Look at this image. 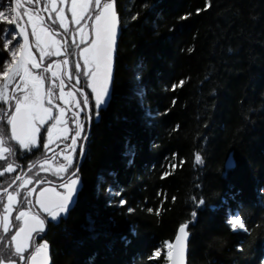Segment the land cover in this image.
Wrapping results in <instances>:
<instances>
[{"label":"trees","instance_id":"obj_1","mask_svg":"<svg viewBox=\"0 0 264 264\" xmlns=\"http://www.w3.org/2000/svg\"><path fill=\"white\" fill-rule=\"evenodd\" d=\"M206 3L117 0L113 95L93 126L79 203L51 232L53 264L96 253L92 264H164L165 252L149 257L193 212L188 264L264 261V0ZM230 157L235 167L225 172ZM229 212L247 233L230 229Z\"/></svg>","mask_w":264,"mask_h":264},{"label":"snow or ice","instance_id":"obj_2","mask_svg":"<svg viewBox=\"0 0 264 264\" xmlns=\"http://www.w3.org/2000/svg\"><path fill=\"white\" fill-rule=\"evenodd\" d=\"M9 2L10 0H0V6L5 9L0 10V23L4 24L0 29V41H3L0 51L7 57L0 63V121H5L6 125L10 126V134L0 126V161L6 162L0 166V177L5 173L16 172L20 167L12 160L16 155V148L20 150L21 155L43 148L46 152H53L52 157L30 164L28 172L39 166L40 172H51L61 182L58 185L60 190L56 187H40L39 190L36 187L29 188L34 178L39 176V172L35 173V177L25 173L23 177L15 176L8 187L0 188V264H50V245L41 234L46 232V221L53 223L62 221L74 210V205L78 202L82 184L78 176L79 167H74V157L71 153L75 152L78 138L87 140V136L83 135L84 124L79 119V113L87 111L90 120L94 109L96 118H99L100 112L112 99L113 63L118 51L117 40L121 30V18L116 7L117 0H45L42 11L47 13V22L39 8L41 0H26L28 5H36V7L25 8L23 14L19 11L23 7L22 0H14V8L7 7ZM69 4L71 21L65 14L64 7ZM210 6L211 0H207L206 7ZM199 11L198 9L197 12ZM6 12L14 15L9 18ZM53 14H55L54 18ZM189 15L191 14H186L180 19L185 20ZM137 18L138 14L132 17L133 20ZM70 23L74 27L70 28ZM9 25L13 27H8ZM69 38L74 49L72 55L79 57L74 63V76L70 71L64 72L63 75L61 73L62 66L66 68L69 65ZM33 48L37 51L34 52ZM46 57L50 62L45 66ZM53 57H63V59L53 60L51 59ZM46 73L50 74L47 89L44 75ZM63 76L69 81H75L68 92H65ZM82 77L85 86L91 88L94 101L87 110L82 108L81 104H90L89 94L84 93L83 88L77 87ZM184 82L181 80L178 84H173L172 90L182 87ZM10 85L11 91H9ZM54 89L58 90V95L54 93ZM77 92L83 95L82 101L76 98ZM137 95L141 98L143 95V90L139 86H137ZM56 100L79 109L71 116L72 123L75 124L71 142L59 152H55L52 146L59 147L57 141L63 142L69 139L67 136L69 129L68 119L65 118L66 108L61 107L55 102ZM53 109H56L55 114ZM146 116L148 119L152 118L150 112H146ZM42 133L43 139H41ZM10 142H15V148L10 146ZM68 150L71 151L65 154ZM128 154L130 157L135 154L132 145L128 146ZM57 156H63L64 161L59 163L58 167L51 163ZM194 163L196 165L204 163L199 153L194 155ZM175 167L176 165H172L173 169ZM233 167L235 162L230 157L226 162L225 172ZM70 168L72 171L69 173ZM16 181L21 183L15 191H9ZM36 184H51V181L37 179ZM21 192H23L22 197ZM108 192L112 196L120 195L111 188ZM259 192L264 195V188L259 189ZM34 193L35 200H33ZM193 200L197 207L205 203L203 198L198 201L195 198ZM126 203L127 201L120 200L121 206ZM133 211L132 208L128 209L129 213ZM148 211L153 210L148 209ZM13 212L16 213L15 216ZM156 214L159 215V211ZM195 217L196 213L193 212V219L180 225L175 240L163 243L162 248L166 251L168 264H187L188 242L192 235L189 224L195 220ZM226 222L234 232L249 231L244 218L238 212L235 214L229 212ZM89 226L94 228V222L90 220ZM37 237L40 239L39 243L36 242ZM125 243L130 241L125 238ZM239 250L242 251V248ZM161 253L162 249L157 248L149 260L159 258ZM261 264H264V261Z\"/></svg>","mask_w":264,"mask_h":264},{"label":"flooded vegetation","instance_id":"obj_3","mask_svg":"<svg viewBox=\"0 0 264 264\" xmlns=\"http://www.w3.org/2000/svg\"><path fill=\"white\" fill-rule=\"evenodd\" d=\"M9 3L11 4V8H14V5H15L14 0H10ZM44 3H45V0H41V2L39 4V8L41 9V14L45 15V19H46V22H47V19H48L47 13L42 11L43 8H44ZM22 4H23V7H21L19 9L21 14L24 13L25 8L32 7L33 9H35V7H36V5H28L26 3V0H22ZM59 6L60 5H58V7ZM64 7H65V14L67 15L69 21H71V13L69 12L70 4L69 5H65ZM12 15H14V13H11V16ZM54 17H55V14H53V18ZM26 19H27V17H25V20ZM90 23L91 22L89 21V24ZM0 27L1 28L4 27V24L0 23ZM8 27H13V26L9 25ZM50 27L55 28L56 26H50ZM72 27H74V26L71 25V23H70V28H72ZM29 32H30V29H29ZM31 39L32 38H31V34H30V40ZM2 43H3V41H0L1 48H2ZM68 43H69V46H68L69 65L66 68L62 66L61 73L63 75L64 72L70 71L72 73V75L74 76L75 75L74 63H75V61L77 59H79V57L75 56V55H72L74 49L71 47V39L70 38H69V42ZM33 51L36 52L37 50L35 48H33ZM75 51L78 52V50H75ZM37 59H39V56H37ZM51 59H53V60H57V59L58 60H62L63 57H53ZM49 62H50V59L46 57L45 60H44V65L46 66L47 63H49ZM81 64H82V61H81ZM44 75H45V88L47 89V87L49 86L48 77H49L50 74L46 73ZM63 78L65 79V85H66L65 86V92H68L70 90V88H71V84L75 83V81L74 80L73 81H69L66 76H63ZM77 87L83 88L84 89V93L89 94L90 104L89 105L81 104V107L85 108L87 110L94 103L92 95H91V88H88V87L85 86V82H84L83 77L81 78L80 85H78ZM71 90L75 91V89H71ZM9 91H11V85L9 86ZM53 91H54V93L56 95H58V90L57 89H54ZM76 98L82 101L83 100V95L81 93L77 92ZM69 99H71V98H69ZM55 102L59 103L61 107H65L66 108L65 118L68 119L67 127L69 129V131L67 133V136L69 137V139L63 140V142L57 141L56 144H58L59 147H55V145L52 146L55 149V152H59L60 149L65 148V146L67 144H70V142H71V137L74 135V130H75V124L72 123L71 116H72V113L74 111H79V109H76L75 107H73L71 105H65L64 102L60 101V100H56ZM108 106L105 107L104 110H107ZM53 112L55 114L56 113V109H53ZM88 116H89V113L87 111H80L79 119L84 124V133H83V135L87 136V140H83L82 138H78V143L75 146V152L71 153L73 155V157H74V167L75 166L79 167L78 176L80 177L81 184L83 182L82 181V174H81V165H82V163H83V161H84V159L86 157L88 146L90 144V138L92 136L94 123H98L101 120L102 112H100L99 118H96L95 110L93 109V111L91 113L92 118L90 120H89ZM0 126H3L5 128V131L8 132V134H10V131H9L10 126H7L5 121H0ZM41 139H43V133L41 135ZM10 146H13L15 148V142H10ZM70 151L71 150H68L65 154H68ZM52 155H53V152H46L43 148H41L38 151L34 150L33 152H25V153H23V155H21L20 150L18 148H16V155H15V157L12 158V160H14V162L16 164H19L20 167L17 168L16 172L5 173V175L3 177H0V188L8 187V185L12 183V180L17 175H21L23 177L24 174L27 173V175L35 177V173L39 172V176L34 178L33 184L29 185L28 186L29 188L36 187L39 190L40 187H56L57 190H60V189H58V185L61 182V180L58 177L53 176L51 172H48V173L40 172L39 171V166H37L36 168H33L32 172H28V167H29L30 164L36 163L37 161H43L45 159H49V158L52 157ZM61 162H64L63 161V156H57L56 160H52L51 161L52 165L56 166V167H58L59 163H61ZM5 163L6 162L0 161V166H3ZM71 171H72V169L70 168L69 169V173ZM37 179L51 181V184L37 185L36 184V180ZM20 183H21V181H16V183L12 184V187L9 188V191H15ZM80 194H81V191H80ZM22 196H23V192H21V197ZM35 197H36V194L34 193L33 200H35ZM79 200H80V195L78 197L77 204L79 203ZM77 204L74 205V209L76 208ZM34 211H35V209H34ZM15 215H16V213L13 212V216H15ZM69 215L65 219H63L62 221H60L58 223H53V222H50V221H46V232L41 234L43 236V239L47 240L48 243H49V238H50L51 232L54 231L55 229H57L58 227H60L67 220ZM42 218H44V216H42ZM36 242L37 243L40 242V239L38 237L36 238ZM52 250H53L52 246H50V251H51L50 254H51V257L53 258Z\"/></svg>","mask_w":264,"mask_h":264},{"label":"rangeland","instance_id":"obj_4","mask_svg":"<svg viewBox=\"0 0 264 264\" xmlns=\"http://www.w3.org/2000/svg\"><path fill=\"white\" fill-rule=\"evenodd\" d=\"M8 8H11V4L9 3L8 4V6H7ZM117 7V6H116ZM0 10H5L4 9V7L3 6H0ZM6 15H9V18H11V13L10 12H6ZM3 28V27H2ZM1 27H0V29H2ZM121 28H122V24H121ZM119 39H120V33H119V35H118V40H117V44H118V42H119ZM117 47H118V45H117ZM113 77H114V63H113ZM105 110H103V111H101L102 113L104 112ZM94 124H96V123H94ZM91 139V138H90ZM90 145V144H89ZM129 161V160H128ZM84 162V161H83ZM83 164V163H82ZM81 167H82V165H81ZM82 174V173H81ZM103 177H104V175H103V173H100V174H98V180H103ZM82 181H83V178H82ZM103 182H104V180H103ZM83 185H84V182H82V188H81V192H82V189H83ZM112 189L114 192H118V191H116L117 190V188H119V187H113L112 188V186H108L107 187V193L109 194V192H108V189ZM105 240H106V237H105ZM49 244H50V246H52V249H53V245H52V240H51V235H50V238H49ZM100 246V245H99ZM104 248H108L109 249V246L108 245H106L105 247L103 246H101V247H99V249L101 250V252H102V250L104 249ZM162 249V253L163 252H165V256H166V251L163 249V248H161ZM51 251L49 250V255H50V258H51V262H52V264H53V258L51 257ZM52 253H53V250H52ZM161 253V254H162ZM96 255H98V253H96L95 255H94V257L96 256ZM94 257L92 258H88V260L86 261H84V264H90V262H91V264H92V262H93V259H94ZM115 264H117L116 262H115ZM164 264H168L167 262L166 263H164Z\"/></svg>","mask_w":264,"mask_h":264},{"label":"bare ground","instance_id":"obj_5","mask_svg":"<svg viewBox=\"0 0 264 264\" xmlns=\"http://www.w3.org/2000/svg\"><path fill=\"white\" fill-rule=\"evenodd\" d=\"M117 6V5H116ZM14 7H15V5H14ZM120 35H121V33H122V28H121V30H120ZM118 45V44H117ZM0 48H1V46H0ZM117 49H118V47H117ZM7 57H6V54L5 53H3L2 51H0V63H2L3 62V60L4 59H6ZM114 61H115V58H114ZM88 151V150H87ZM86 155H87V153H86ZM80 196H81V194H80ZM177 234V233H176ZM175 238V237H174ZM174 240V239H173ZM172 240V241H173ZM190 240H191V237H190V239H189V243H190ZM188 255H189V252H188ZM187 264H188V262H187Z\"/></svg>","mask_w":264,"mask_h":264},{"label":"water","instance_id":"obj_6","mask_svg":"<svg viewBox=\"0 0 264 264\" xmlns=\"http://www.w3.org/2000/svg\"><path fill=\"white\" fill-rule=\"evenodd\" d=\"M177 234H178V231H177ZM177 234H176V235H177ZM175 237H176V236H175ZM174 240H175V238H174ZM174 240H173V241H174ZM188 252H189V242H188ZM188 252H187V262H188ZM49 257H50V255H49ZM50 264H52V262H51V258H50Z\"/></svg>","mask_w":264,"mask_h":264}]
</instances>
